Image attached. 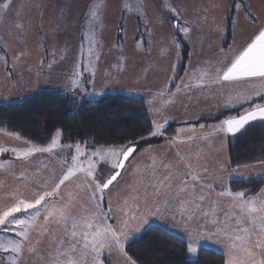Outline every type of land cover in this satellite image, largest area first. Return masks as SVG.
Wrapping results in <instances>:
<instances>
[{"label":"rangeland","instance_id":"obj_1","mask_svg":"<svg viewBox=\"0 0 264 264\" xmlns=\"http://www.w3.org/2000/svg\"><path fill=\"white\" fill-rule=\"evenodd\" d=\"M127 2L135 7L136 0ZM139 2L142 11L129 12L124 6L125 0H74L70 2L74 5L69 3L66 7L60 6V0H0V61L4 67L0 69V74L4 73L3 78L0 77V105L20 102L38 92L60 93L68 96L70 101L68 110L73 112L82 101L97 100L107 94L120 93L145 98L152 126L155 121L163 124L165 129L168 125L163 123L165 120L160 116L172 120L175 112L169 110V107L163 110V106L156 101V92L169 86L172 80L176 61H179L180 40L186 44L188 51L194 53V56L190 53L191 61L192 58L194 60L193 67L200 63L204 64L205 61L208 65L215 64L219 60L218 45L222 40L221 30L215 24H220L227 12L230 16L232 34L233 30L239 33L242 28L244 20L242 15L247 17L250 13L252 18L259 19L258 22H264V0H167V3L166 0H139ZM5 3L10 5L6 12L3 11ZM94 3L101 4V11L98 13L100 20L94 22L95 43H90L92 37L87 30V22ZM236 4L242 5L239 12L236 10ZM168 5L179 10L181 24L187 22L184 24L189 29L187 35L178 32L174 27L177 20L169 11ZM16 6L23 10H17ZM245 8L248 9V13L245 12ZM173 40L177 43H173ZM206 40H210L211 44L205 43ZM74 70L82 71L81 78L85 82L82 89L75 92L69 91L67 87ZM208 84L197 88L195 98L191 94L196 101L190 102L187 106L189 114L193 113L191 108H194L197 114H202L201 117L214 118L222 114V111L219 112L220 107L217 106L219 101L215 98V96L219 98V84H215L217 92H212L210 101L202 97V90ZM238 85L242 86L241 83ZM240 107L228 110L229 113L225 116H237L246 107L236 113L232 111ZM156 109H159L160 113H157ZM222 118L218 121H223ZM211 129L213 130H208L202 137L178 134L173 138L172 135L158 144L138 150L139 152L134 154L135 158H130V163L122 170L118 183L114 182L115 186H110L113 207L115 208L118 202L123 203L127 200L129 211H134L136 200L133 198L142 196L145 185L154 179L153 171L161 178L168 174L162 163L173 164L174 151L208 149L227 151L228 139L233 135L229 134L226 140L225 133L220 134L213 127ZM159 137L161 136H150L153 139ZM171 141L175 143H170ZM61 143L69 145L62 141ZM30 146L31 144H25L22 140L17 141L14 136L9 137L0 131V147L9 149L0 153V164L3 165V168H0V207L9 202L14 189L23 187L16 179L22 172L29 181L34 176L48 180L51 172L59 173L63 156L68 154L65 147L60 151L59 157L48 153H35L27 160H21L10 150L13 147L24 150ZM104 166L100 162L98 170ZM227 166L228 169L238 170L225 172L223 168H214L193 172L204 180L203 194L207 200L210 198L205 204L208 208L217 202L215 189L209 185L215 184L218 189H230L229 183L239 178L240 174L249 179L264 176V163L229 168L228 162ZM179 172L183 171L178 168L173 174L174 177ZM179 182L174 180V185ZM189 183L192 182L189 180ZM263 188L249 197L260 195L264 192ZM60 191L64 200L69 199V194L75 197L74 212L78 213L80 205L86 203L87 192L78 189L75 183L66 182ZM197 193L187 196L186 199H193ZM227 207L228 210H222L217 215L222 216L231 210L230 203ZM218 209H221V206ZM196 224L197 221L192 222L190 234L182 228L175 227L171 217L165 221L153 218L150 227L156 226L166 230L185 241L187 246L190 241H195L197 251L199 248L211 249L222 255L224 264H227L228 249L223 244L213 243L211 239L199 234L200 230ZM50 227L57 232L61 231L55 223H51ZM144 231L132 235L126 244ZM196 255L197 252L195 254L187 252L186 259L193 260ZM25 261L26 264L30 261L27 253ZM105 264H124V257L113 253L110 257L106 256Z\"/></svg>","mask_w":264,"mask_h":264},{"label":"snow or ice","instance_id":"obj_2","mask_svg":"<svg viewBox=\"0 0 264 264\" xmlns=\"http://www.w3.org/2000/svg\"><path fill=\"white\" fill-rule=\"evenodd\" d=\"M9 6L5 3L3 11L6 12ZM124 6L129 12L142 11L139 0H136L135 7L125 0ZM168 7L177 20L174 27L187 35L189 29L184 26L187 22H179V10L171 5ZM235 7L239 12L242 5L236 4ZM100 11L101 4L94 3L89 12L87 30L92 37L90 43H95L94 22L100 20ZM245 12L248 13L247 8ZM248 18L252 19L250 13ZM173 43L177 41L173 40ZM185 76L189 82L182 78L183 90L203 87L206 83L264 81V24L239 49L230 50L215 64L193 72L186 71ZM81 77L82 71L74 70L67 86L69 91L82 89L85 82ZM176 87L178 92L182 90L181 85ZM255 97L259 99L255 100ZM228 103L248 104L249 107L237 116L214 125L216 131L235 136L250 122L264 121V91L255 88L249 92L242 91L234 98L230 96ZM155 111L160 113L159 109ZM160 118L167 121V117L161 115ZM163 131L164 125L154 121L150 136H163ZM6 134L21 140L12 132ZM61 136V131L57 129L47 146L32 144L24 150L10 149L21 160H27L35 153L59 157L65 147L68 154L63 156L59 173L51 172L48 180L34 176L29 181L23 172L16 177L23 187L14 189L9 202L0 207V264H26L25 253L30 258L27 264H105L106 256L110 257L113 253L122 255L124 264H137L128 256L126 242L132 235L150 227L153 218L165 221L168 217H171L175 227L189 234L192 222L197 221L199 234L228 249L227 264H264V192L249 197L244 191L222 189L218 195L229 199L231 210L220 216L217 215L218 202L207 209L204 207L207 197L203 194V178L190 170L179 172L174 177L178 162L176 166L169 162L162 163L168 174L161 178L153 171L154 179L145 185L142 196L133 198L136 200L134 211H129L127 200L118 202L114 208L110 186L118 183V177L130 163V158H135L133 154L137 152V142L129 140L118 145L101 144L97 147L94 140H81L65 146L59 139ZM7 151L9 149L0 147V153ZM180 160L183 161L184 157ZM100 162L105 166L98 170ZM0 168H3L2 164ZM186 168L190 169L191 165L186 164ZM174 180L180 182L174 185ZM66 182L75 183L78 189L87 192L86 203L80 205L78 213L74 212L75 197L69 194V199L64 200L60 191ZM193 193H197L193 199H186ZM51 223H55L61 231L50 227ZM195 244V241L188 243L189 254L197 252Z\"/></svg>","mask_w":264,"mask_h":264},{"label":"trees","instance_id":"obj_3","mask_svg":"<svg viewBox=\"0 0 264 264\" xmlns=\"http://www.w3.org/2000/svg\"><path fill=\"white\" fill-rule=\"evenodd\" d=\"M232 39L228 21L222 47L226 48ZM189 58L188 47L180 40L179 61L169 85L171 91L182 77ZM68 96L60 93L38 92L26 99L9 105H0V129L19 135L29 144L47 146L57 129L62 133L63 143L72 144L86 140L104 144L137 142V151L158 144L174 135L177 124L168 125L163 136L150 138L152 122L147 108L140 98L124 94H107L97 100L82 101L69 112ZM232 111L233 113L243 109ZM229 112L192 122V125L218 121ZM144 137V139H142ZM227 156L229 168H239L264 163V121L246 126L240 133L228 139ZM264 187V176L229 183L232 191H244L255 195ZM125 250L137 264H224L219 253L199 248L193 260L186 259L187 245L181 238L156 226H151L136 238L130 240Z\"/></svg>","mask_w":264,"mask_h":264},{"label":"crops","instance_id":"obj_4","mask_svg":"<svg viewBox=\"0 0 264 264\" xmlns=\"http://www.w3.org/2000/svg\"><path fill=\"white\" fill-rule=\"evenodd\" d=\"M70 2H74V0H70ZM70 2H69V0H60V6L66 7L69 5ZM70 5H74V4L70 3ZM75 5H78V4H75ZM16 8H17V10H23V9H18V6H16ZM28 9H29V7H28ZM260 13H261V11H260ZM242 16H243L242 18L244 19V20H242V24H243L242 28L239 30V33H236L233 30L231 42L226 48L222 47V43H223V40L225 37V32H226V27H227L228 21H230V16L228 15V12L222 17V21L220 22V24L214 23L215 26H218L219 29L221 30L220 37L222 40H221V43L218 45V48L220 51V53L218 55V59L222 58L230 50L235 51V50L239 49L241 46L245 45V43L250 39L252 34L260 27V25L264 24V22H262V21L258 22L259 19H256V18L249 19L248 15H247V17H245V15H242ZM224 20H225V22H224ZM223 32H224V37H223ZM219 42H220V39H219ZM205 43L211 44V41L206 40ZM222 49H223V51H221ZM190 53L193 54V56H194V53H192L189 50V58L187 61L185 71H184L182 77L178 80L175 87L170 92H168L169 86H167L166 88H163L162 91L156 92V101L163 106V110L165 111V109L167 107H169V110L175 112L174 113L175 116L172 118V120H167L166 122L163 121V123L166 126L170 125V124H177L178 125V127L176 128V131L174 133L173 138H176L178 134L179 135L180 134H186L189 137H192L193 135L202 137V135L204 136L205 133L208 132V130H213L211 128L214 125H217L221 122V121H215V122H211L208 124H204L203 125L204 127H201V125L190 124L192 122H196V121H199L201 119H210V117H201L202 114H197L194 111V108H191L193 113L189 114V110L187 109V106L190 104V102L195 103L196 100L193 99L191 94L194 95V98H195L196 97L195 91H198L197 90L198 87H192L188 90H183L182 78L185 82H189L188 77L185 76L186 71L187 72H193L197 69L204 68L206 65H208L207 62L205 61L204 64L200 63L199 65L197 64L196 66L193 67L194 60L192 58V61H191V54ZM176 64H177V61H176ZM176 64H175V67H176ZM173 66H174V62H173ZM1 68H4L2 61H0V69ZM174 73H175V68H174ZM3 75H4V73L0 74V77L3 78ZM11 77L15 78V76H13V75H11ZM16 80H17V78H16ZM193 83H195V82L193 81ZM238 83H241L242 86L238 85ZM177 85H181V88H182V90L179 92L177 91V87H176ZM215 88H216L215 84L209 83L202 90V94H203L202 97L204 99L210 101L212 92H217V89H215ZM253 88L264 91V81H260L259 79H255L252 81H241V82H232V83L225 82L224 84H219V89H218L219 90L218 91L219 92V98H217V96H215V98L218 99V101H219V105H217L218 107H220L219 112L222 111L221 113H223V112H226V111L231 110L233 108L240 107L241 105H245V104H240V103L229 104L228 101H229L230 96L234 98L237 93L242 92V91L243 92H249ZM140 99L144 102V104L147 108L148 114H149V107H148L147 102L145 101V98H140ZM254 99H258V97H255ZM183 107L186 109H184ZM247 107H249V106H247ZM244 110L241 111L240 113L244 112ZM227 118H229V117L224 116V118H222V120H225ZM254 122H257V121L250 122V124L254 123ZM219 133L223 134V132H219ZM225 136H226V140H227L229 134H225ZM140 152H143V151H140ZM174 152H175L174 153L175 158L173 161L174 162L173 165L176 166L177 162H178V168L180 169V171H189L190 170L192 172H196V171H204L206 169H214V168H223L225 170V172L238 170V169H228L227 151H212L211 149H208V150H204V151L197 150V151H174ZM180 157H184V160L181 161ZM186 164L191 165V168L190 169L186 168ZM222 165H225V167H222ZM252 166H255V165H252ZM240 175L241 176L239 178H236V180H244V179L247 180V179H249V178L242 176V174H240ZM252 178L253 177H250V179H252ZM214 185L215 184H211L212 188L215 189V192L217 194L216 195L217 198H215L216 196L214 198L217 200L219 206H221V209H217V213H221L222 210H228L229 209V207H227V206L230 203V201L226 197H220L218 195V193L222 190V188L218 189ZM263 190H264V188H263ZM218 198H222V199H218ZM209 200H210V198H209ZM209 200H207V201H209ZM205 208L207 209L208 207L205 206ZM222 208H224V209H222Z\"/></svg>","mask_w":264,"mask_h":264},{"label":"water","instance_id":"obj_5","mask_svg":"<svg viewBox=\"0 0 264 264\" xmlns=\"http://www.w3.org/2000/svg\"><path fill=\"white\" fill-rule=\"evenodd\" d=\"M134 154H135V153H134ZM134 154H133V155H134Z\"/></svg>","mask_w":264,"mask_h":264}]
</instances>
